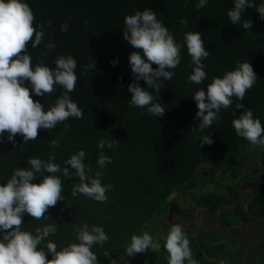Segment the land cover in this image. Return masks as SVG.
<instances>
[{"label": "trees", "instance_id": "obj_1", "mask_svg": "<svg viewBox=\"0 0 264 264\" xmlns=\"http://www.w3.org/2000/svg\"><path fill=\"white\" fill-rule=\"evenodd\" d=\"M23 2L29 4L35 16L34 27L45 25L42 43L36 48L28 45L27 54L31 56L33 68L42 60L45 66L54 69L57 56H73L77 61L75 73L78 80L75 90L69 95L82 110L83 118H69L50 131L39 129L37 139L27 143L17 134L13 144L6 139L5 133L4 137H0V184L11 178L13 169L30 168L27 163L29 158L47 160L54 153L53 162L63 168L64 161L82 149L86 153V174L94 176L95 172H102V184L112 185V189L106 193L108 200L104 203L79 193L73 196L72 185L79 183V178L75 175L66 178L62 173H56L63 182L64 200L49 208L42 220L25 215L22 230L35 234L37 227L54 224L57 232L48 239L56 243L59 250L68 243L78 242L74 227L85 223L101 226L109 240L92 248L98 264H110V260H117V264L131 261L136 256L130 257L126 253L131 236L147 231L161 245L150 263L167 264L164 240L159 239L166 234H155L153 224L157 219L166 217L171 206L177 216L190 218V214L174 202L172 196L176 192L187 194L200 164L217 160L219 156H243L247 150H254L247 140L236 135L232 126V120L238 118L244 109H251L254 118H258L264 127V20L260 19L256 8L248 7L242 13L241 23L232 24L227 11L234 7V0H208L206 6L199 9L195 7L199 0ZM253 2L259 5L264 0ZM145 9L156 12L157 19L181 45V62L172 70L175 74L170 81L161 77L163 87L158 94L143 80L139 81L141 87L153 96L157 95V101L165 109L162 117L150 115L146 108L130 104L128 85L135 80V76L128 57L136 50L123 39L124 18ZM181 18L187 19V26L180 23ZM48 20L52 21L50 27L46 24ZM244 20L252 22L251 29L242 27ZM64 22L69 25L67 32L60 30ZM189 31L201 33L205 48L210 53L202 61L207 79L201 84L188 81L192 66L184 34ZM49 42H54L56 47L46 49L45 45ZM91 60L95 61V68L86 70L85 66ZM112 61L118 62L113 66ZM237 61L251 63L257 76L255 85L246 92L243 100L233 97V106L220 110L219 122H213L210 128L203 131L194 130L199 120L195 118L198 109L192 95L198 89L207 91L206 86L212 79L222 78L226 71L234 70ZM152 67L157 66L153 64ZM25 86L31 92L28 82ZM63 92L64 89L57 86L55 91L43 97L35 93L31 95L47 111ZM236 103L243 104L244 109H236ZM65 124L70 128L66 130ZM208 135L213 143L201 146V137ZM55 138H59L60 146L52 148L49 140ZM101 139L114 142V147L105 146L103 149L104 154L111 158V163L104 168L97 164L101 152L98 142ZM71 171L74 173V170ZM41 179L38 176L33 183H39ZM214 198L213 193L192 194L193 201L198 205H208ZM214 207L210 208V214ZM182 229L191 243L195 236L190 235L188 229ZM202 248L213 249L215 256L222 252L221 245L212 248L203 241L196 246V250ZM47 258L51 259V256ZM194 259L198 264H220L221 261L233 264L234 261L229 253L213 262L204 257Z\"/></svg>", "mask_w": 264, "mask_h": 264}, {"label": "clouds", "instance_id": "obj_2", "mask_svg": "<svg viewBox=\"0 0 264 264\" xmlns=\"http://www.w3.org/2000/svg\"><path fill=\"white\" fill-rule=\"evenodd\" d=\"M208 0H199L196 8H203ZM248 7H254L264 20V3L256 5L253 0H234V7L227 11V17L232 24H240L242 13ZM35 16L29 4L23 0H0V137H4L15 144L17 134L23 137L25 143L38 137V130H52L58 123L69 118L82 119L83 112L69 95L76 88L78 77L75 73L77 61L71 55H59L55 59L54 69L45 66L41 60L33 68L28 45L38 47L45 36V25L34 27ZM180 23L187 26L186 18ZM51 26L52 21L46 22ZM125 28L123 39L136 51L130 53L128 60L135 80L128 85L131 93L130 104L138 108H146L150 115L162 117L165 109L145 87H141L143 80L148 88L157 94L163 87L164 80L170 81L175 69L181 62V45L176 42L168 28L157 19L156 12L145 9L136 11L124 18ZM68 23L60 26L61 32H67ZM242 27L249 30L250 20H244ZM184 44L191 57L192 72L188 81L201 84L207 79L205 65L202 63L210 53L205 48L201 33L189 31L184 34ZM56 45L49 42L46 49H53ZM142 53V54H141ZM43 55V53H42ZM118 61H112L113 66ZM155 64L157 67L153 68ZM86 70L95 68V61L85 66ZM168 69V70H166ZM257 76L251 63L236 62L234 70L226 71L223 77H214L204 89H198L192 95L198 111L195 118L199 120L194 130L203 131L210 128L213 122L220 121V110L233 106V97L243 100L246 92L256 83ZM31 86V92L28 86ZM59 86L64 92L47 111L43 104L35 101L31 93L43 97L51 94ZM236 109H244L243 104L236 103ZM232 126L237 136L247 140L252 146L264 149V127L258 118H254L251 109H244L238 118L232 120ZM70 125L65 124V129ZM2 142V141H0ZM201 146L211 145L210 135L201 137ZM52 148L60 146L59 138L50 139ZM114 147L113 141L101 139L98 148L101 149L97 164L104 168L111 163L103 149ZM85 151L79 150L64 161V167L54 163L55 154L51 153L47 160L38 157L29 158L30 168H15L11 178L5 184H0V264H98L97 255L92 251L96 244H103L109 240L103 227L89 226L87 223L74 227L78 242L68 243L60 247L49 240L50 235L57 232L54 224H46L35 229V234L22 230L24 216L42 220L49 208L64 200L62 196L63 182L56 173H62L66 178L75 175L79 183L72 185V195L77 193L97 202H107L106 193L112 185H103L102 172H95L94 176L86 174L84 163ZM70 166V167H69ZM74 170V173L73 171ZM49 173V175H44ZM42 177L39 183H33L37 177ZM164 240V249L168 253L167 264H198L190 250V241L182 226L173 224ZM46 242V243H45ZM43 245V247H41ZM159 240H154L147 231L140 235L133 234L126 246V253L133 257L146 250L159 251ZM48 255L51 259H48ZM107 257V256H106ZM110 264H117V260H110ZM220 264H224L223 261Z\"/></svg>", "mask_w": 264, "mask_h": 264}, {"label": "flooded vegetation", "instance_id": "obj_3", "mask_svg": "<svg viewBox=\"0 0 264 264\" xmlns=\"http://www.w3.org/2000/svg\"><path fill=\"white\" fill-rule=\"evenodd\" d=\"M246 153L243 156H219L217 160L206 161L196 168L193 184L187 190V194L182 195L180 192H176L172 196V200L190 214V218L177 216L173 206H171L166 217L157 219L166 220L169 229L173 224H179L188 229L189 234L195 238L212 226L209 234L204 236L196 246L202 241L212 248L221 245V254L215 256L213 249L210 251L206 248L196 250L195 246L191 250L193 258L200 260L204 257V259L212 262L218 261L222 255L233 252L235 246L239 248L236 253H244L247 248L241 237L239 241L236 240V230L247 223L251 226V222L252 224H259L261 220H264V200L262 199L264 193V156L259 147H254V150L253 148L247 150ZM208 193L215 195V198L210 200L208 205H198L192 199V194L207 195ZM214 202L218 204L214 205ZM212 206L215 207L210 214L209 211ZM216 211L218 212L215 217ZM181 220L187 223L195 222L197 226L194 232L192 229L186 228ZM228 229H231V233L227 232ZM196 230H198L197 234L195 233ZM249 235L251 234H247V232L243 234L246 238H249ZM259 247L261 248V246ZM230 256L238 257L235 254L234 256L230 254ZM136 257L137 254L132 260ZM153 260L154 256L149 262Z\"/></svg>", "mask_w": 264, "mask_h": 264}, {"label": "rangeland", "instance_id": "obj_4", "mask_svg": "<svg viewBox=\"0 0 264 264\" xmlns=\"http://www.w3.org/2000/svg\"><path fill=\"white\" fill-rule=\"evenodd\" d=\"M183 224L186 228L192 229L193 232L197 226L195 222L187 223L183 221ZM250 225L251 226H249V223H247L245 226H241L238 230H236V240L239 241L241 237L247 250L244 251V253H236L239 251V248L235 246L233 248V252L230 253L233 256L234 254L238 256L233 257V264H264V220H261L259 224H252L251 222ZM153 227L155 234L158 236L165 234L169 229L166 220H156V222L153 224ZM227 232L231 233V229H228ZM244 232L251 234L248 236L249 238L243 236ZM195 233L197 234L198 230H196ZM157 235L156 239L158 238ZM259 246H261V248ZM152 255L154 256V252L151 250H146L144 253H138L134 260H131L125 264H151L149 261L153 259ZM253 258H255V260H253Z\"/></svg>", "mask_w": 264, "mask_h": 264}, {"label": "water", "instance_id": "obj_5", "mask_svg": "<svg viewBox=\"0 0 264 264\" xmlns=\"http://www.w3.org/2000/svg\"><path fill=\"white\" fill-rule=\"evenodd\" d=\"M217 212L218 211H216V213H215V217H216V215H217ZM214 223V222H213ZM211 229H212V226H210L205 232H203V233H201L200 235H198L195 239H194V241L191 243V245H190V250H192L195 246H196V244L202 239V238H204V236H206L207 234H209V232L211 231Z\"/></svg>", "mask_w": 264, "mask_h": 264}]
</instances>
